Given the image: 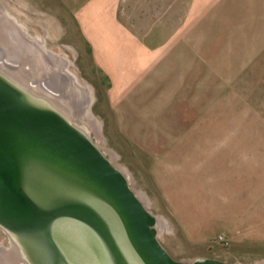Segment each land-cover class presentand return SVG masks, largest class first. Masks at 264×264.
<instances>
[{
  "label": "rangeland",
  "instance_id": "1",
  "mask_svg": "<svg viewBox=\"0 0 264 264\" xmlns=\"http://www.w3.org/2000/svg\"><path fill=\"white\" fill-rule=\"evenodd\" d=\"M0 4V20L6 10L90 88L99 130L84 112L70 111L72 120L157 215L159 239L175 259L264 264V0L199 2L197 17L172 19L161 34V63L158 50L113 28L83 35L95 44L68 34L45 2ZM178 21L180 32L169 33ZM0 246L13 248L0 254L2 264H28L2 227Z\"/></svg>",
  "mask_w": 264,
  "mask_h": 264
},
{
  "label": "water",
  "instance_id": "2",
  "mask_svg": "<svg viewBox=\"0 0 264 264\" xmlns=\"http://www.w3.org/2000/svg\"><path fill=\"white\" fill-rule=\"evenodd\" d=\"M33 87L0 71V227L26 263L240 264L175 259L127 175Z\"/></svg>",
  "mask_w": 264,
  "mask_h": 264
},
{
  "label": "crops",
  "instance_id": "3",
  "mask_svg": "<svg viewBox=\"0 0 264 264\" xmlns=\"http://www.w3.org/2000/svg\"><path fill=\"white\" fill-rule=\"evenodd\" d=\"M50 4L52 10L60 12L68 34L90 35L97 31L114 29L141 44L150 51H159L161 63V34H165L172 19L198 16L197 4L213 0H38ZM48 2V3H47ZM54 2L62 4L55 5ZM184 3V8L182 6ZM202 11V10H201ZM174 24V21H173ZM180 21L168 32H180ZM77 30H76V29ZM85 42L95 44L92 37H84ZM134 43V42H133ZM131 46H128V48ZM96 48V46H94ZM127 48V46H126Z\"/></svg>",
  "mask_w": 264,
  "mask_h": 264
},
{
  "label": "bare ground",
  "instance_id": "4",
  "mask_svg": "<svg viewBox=\"0 0 264 264\" xmlns=\"http://www.w3.org/2000/svg\"><path fill=\"white\" fill-rule=\"evenodd\" d=\"M0 7H2L1 4ZM6 34H10L11 43L13 44L6 41V37H4ZM0 39L3 40L2 43L0 41V71L3 75L13 82L24 86L29 82L28 74H33L35 77L43 75L44 79L41 80L44 83L36 80L37 85L31 88L33 94L39 100L52 107L61 108L62 110H60L71 120L74 118L71 112L75 116H77L78 112H84L88 119L91 118L93 120L92 122L96 126L100 124L90 112V106L93 101L92 92L88 86L80 84L78 77L68 69L69 61L65 57L47 50L45 48V40L28 36L20 26L15 24L6 10L4 18L0 20ZM19 49L21 50L19 51ZM26 53H29L28 57ZM23 57L27 58V61H22ZM8 61H15L16 64ZM46 85L55 86L58 88V93L48 92L45 89ZM72 98L79 102L78 110L69 101ZM73 122L75 123V121ZM11 249L13 248L0 246V254L8 253L12 251Z\"/></svg>",
  "mask_w": 264,
  "mask_h": 264
},
{
  "label": "built area",
  "instance_id": "5",
  "mask_svg": "<svg viewBox=\"0 0 264 264\" xmlns=\"http://www.w3.org/2000/svg\"><path fill=\"white\" fill-rule=\"evenodd\" d=\"M218 240L221 241V242H223L224 244H228V243H229L227 237L224 236V235H220V236L218 237Z\"/></svg>",
  "mask_w": 264,
  "mask_h": 264
}]
</instances>
